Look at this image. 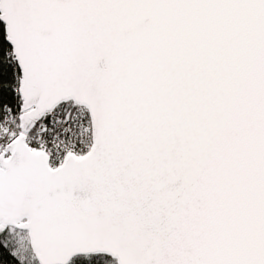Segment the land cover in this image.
Wrapping results in <instances>:
<instances>
[{"label": "snow or ice", "instance_id": "1", "mask_svg": "<svg viewBox=\"0 0 264 264\" xmlns=\"http://www.w3.org/2000/svg\"><path fill=\"white\" fill-rule=\"evenodd\" d=\"M0 264H264V0H0Z\"/></svg>", "mask_w": 264, "mask_h": 264}, {"label": "trees", "instance_id": "2", "mask_svg": "<svg viewBox=\"0 0 264 264\" xmlns=\"http://www.w3.org/2000/svg\"><path fill=\"white\" fill-rule=\"evenodd\" d=\"M0 38H2V32H0Z\"/></svg>", "mask_w": 264, "mask_h": 264}]
</instances>
